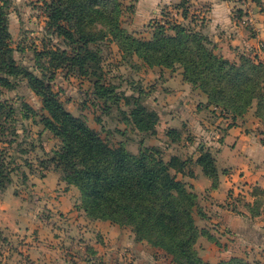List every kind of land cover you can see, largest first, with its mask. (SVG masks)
<instances>
[{
	"label": "rangeland",
	"instance_id": "1",
	"mask_svg": "<svg viewBox=\"0 0 264 264\" xmlns=\"http://www.w3.org/2000/svg\"><path fill=\"white\" fill-rule=\"evenodd\" d=\"M74 1L67 0L64 7L72 9ZM117 1L122 12L117 18L125 33L117 29L112 33L107 29L109 11L103 6H94V13L87 12V20L82 23L68 22L61 17L60 23L73 29L76 35L103 30L106 37L90 45L100 53L101 60L89 62L88 74L64 64L56 70L52 68L55 77L51 84L62 105L113 147L123 143L136 154L150 148L168 161L174 152L186 154V141L198 136L188 132L193 128L186 124L181 147H178L172 142L176 134H168L171 128H166L164 133L165 115L174 113V79L167 78L166 74L174 70L151 66L137 54L136 46L126 35L151 39V22L143 24L146 19L137 20L132 15L136 0ZM47 2L51 0H0V7L7 11L10 19L12 57L17 64L39 76L50 75L51 70L40 67V62L48 67L49 61L48 57L37 58V51L60 47L72 53L78 45L60 34L57 26H51ZM248 5L255 7L251 2ZM260 6L264 11V0ZM172 7L174 4L164 5L156 16L161 18L166 13L173 21L176 12ZM92 17L99 20L91 22ZM201 20L193 17L183 22L193 30L202 31ZM262 41L263 57L253 58L248 53L254 61H264V39ZM177 69L183 70V67L177 64ZM259 73L264 79V69ZM0 77L14 84L11 88L0 84V151L5 152L7 162L13 156L7 169L12 180L4 179V186L0 187V264H179L181 256L159 245L155 234L147 230L138 232L137 225L122 214L112 221L86 210L82 188L69 181L64 166L56 159V150L62 149L65 142L44 125V117L50 114L44 108L43 98L22 77L3 72ZM105 88L109 90L105 92ZM197 92H203L200 86L196 87ZM136 106L158 114L155 134L135 126L131 111ZM257 110L258 99H255L244 117L264 140V119L257 116ZM208 113L205 111V120L211 124L210 136L219 140L229 121H224L219 113ZM261 113L264 117V111ZM25 114H29L28 117ZM177 176L188 184L179 173ZM199 198L193 209L199 229L194 247L199 256L211 264L234 258L249 264H264V246L251 241L250 228L236 235L234 230L222 226L218 218L220 210L213 208L207 212ZM239 198L244 201L240 194L232 195L234 209ZM258 206L260 213L264 212V197Z\"/></svg>",
	"mask_w": 264,
	"mask_h": 264
},
{
	"label": "trees",
	"instance_id": "2",
	"mask_svg": "<svg viewBox=\"0 0 264 264\" xmlns=\"http://www.w3.org/2000/svg\"><path fill=\"white\" fill-rule=\"evenodd\" d=\"M66 1L51 0L46 3L50 10V24L57 26L60 34L78 45L72 53L60 47L37 51V58L48 57L49 61L48 67L41 62L40 67L51 70L50 75L42 73V76L20 66L12 57L10 19L7 11L0 7V72L26 79L30 87L43 98L44 108L50 114L44 117V125L65 142L62 149L56 150V159L64 166L69 181L82 188L86 210L112 221H116L122 214L137 225L138 232L147 230L155 234L159 245L175 256H181L179 264H211L205 262L194 247L199 229L193 209L199 196L191 185L177 176V173L184 172L187 160L172 155L166 161L150 148L136 154L123 143L113 147L97 131L68 111L54 91L51 81L55 73L52 68L56 70L65 64L77 68L81 74H88L89 62L97 63L101 60L100 53L90 45L106 37L103 30L76 35L73 29L60 23L61 17L68 22L82 23L87 20V12L92 13L94 6H103L109 11H106L107 29L112 33L116 29L125 33L117 18L122 13L117 0H75L72 9H68L67 5L64 7ZM254 1L258 4L261 2ZM191 7L190 0H181L173 7L177 11L173 21L167 18L166 13L161 18L154 17L150 21L153 30L151 39H138L128 33L126 37L136 46L137 54L149 65L172 67L174 70L180 64L184 78L194 87L202 88L208 96V105L213 106L212 111L229 121L228 126L243 116L255 99H258L256 114L264 119L261 113L264 111V79L259 73L264 69V61H254L253 58L257 57L248 55H242L239 61H230L217 53L213 41L207 35L187 26L186 22L197 17ZM66 9L68 11L65 13ZM235 12L237 17L244 15L241 8ZM98 20V17L90 18L91 22ZM0 84L14 87L12 81L4 77H0ZM108 90L104 89L105 92ZM131 114L139 130H150L154 134L157 132V113L136 106ZM173 133L176 136L172 140H178L179 135L175 129L168 131L169 135ZM4 153L0 151V187L4 186V179L7 182L12 180L7 169L13 162V156L7 162ZM198 162L216 185L218 170L212 154L209 151L202 152ZM258 202L253 207L249 205L250 211L256 215L260 214ZM219 264L249 263L234 258Z\"/></svg>",
	"mask_w": 264,
	"mask_h": 264
},
{
	"label": "crops",
	"instance_id": "3",
	"mask_svg": "<svg viewBox=\"0 0 264 264\" xmlns=\"http://www.w3.org/2000/svg\"><path fill=\"white\" fill-rule=\"evenodd\" d=\"M180 1L136 0L132 15L137 20L146 19L142 21L145 24L156 17L164 5H176ZM190 3L192 11L203 21L202 32L213 41L217 53L230 61H239L242 55L248 53L253 57H263L264 11L256 1L252 2L255 7L250 8L249 12L244 11L242 17L236 16L233 0H190ZM174 12L177 11L174 9ZM244 16L248 19L247 24H243ZM166 77L174 79V113L165 115L164 133L166 128L175 129L179 139L172 142L178 147H181L186 124L193 128L188 132L198 136L186 141V154L182 151L174 152L173 155L187 160L184 172L179 174L198 194L201 204L206 205L207 212L213 208L220 210L218 218L222 226L234 230L236 235L250 228L251 241L264 246V212L256 215L249 208V205L253 207L256 201L264 197L263 137L250 128L251 123L243 115L232 126L226 125L223 137L213 140L208 128L211 124L209 120H205V111L213 113V106L208 105L206 93H195L196 87L184 78L182 69H174ZM221 119L220 117L217 123ZM204 151H209L215 159L218 170L216 185L198 162ZM237 194L244 201L241 198L238 200L242 204L235 201L237 209H234L232 195Z\"/></svg>",
	"mask_w": 264,
	"mask_h": 264
},
{
	"label": "built area",
	"instance_id": "4",
	"mask_svg": "<svg viewBox=\"0 0 264 264\" xmlns=\"http://www.w3.org/2000/svg\"><path fill=\"white\" fill-rule=\"evenodd\" d=\"M233 1L235 2L234 10H237V8H241L243 9V11L249 12L250 7L248 4L250 2L252 3L254 0H248V2H246V0H233ZM247 21H248L247 17L244 16L243 22L246 23Z\"/></svg>",
	"mask_w": 264,
	"mask_h": 264
}]
</instances>
